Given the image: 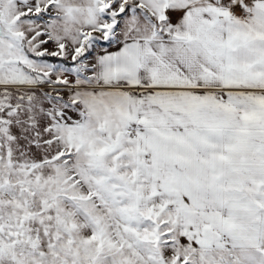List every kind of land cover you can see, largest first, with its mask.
Segmentation results:
<instances>
[{
  "label": "snow or ice",
  "instance_id": "obj_1",
  "mask_svg": "<svg viewBox=\"0 0 264 264\" xmlns=\"http://www.w3.org/2000/svg\"><path fill=\"white\" fill-rule=\"evenodd\" d=\"M0 264H264V0H0Z\"/></svg>",
  "mask_w": 264,
  "mask_h": 264
}]
</instances>
